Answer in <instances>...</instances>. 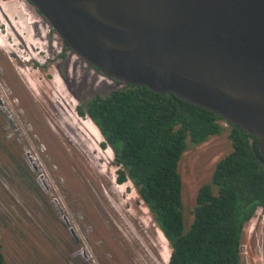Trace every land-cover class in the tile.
<instances>
[{"label":"rangeland","instance_id":"1","mask_svg":"<svg viewBox=\"0 0 264 264\" xmlns=\"http://www.w3.org/2000/svg\"><path fill=\"white\" fill-rule=\"evenodd\" d=\"M50 30L49 23L28 0H0L3 43L0 49L11 56V65H16L20 81L23 79L34 88L39 104L49 106L51 101L56 108L57 120L53 122L56 130L51 128L53 137L44 140L52 145L53 160L62 174L69 176L71 184L82 189L93 186L102 192L101 197L97 196L101 198L99 214L108 235L92 233L94 241L89 245L77 228L90 259L75 255L78 250L82 251V246L71 239L54 207V200L64 207L55 186L58 183L51 179L53 197L50 198L39 183V174L22 157L13 158L7 149L0 147V245L6 264H168L169 242L134 184L129 180L118 182L119 167L112 149L102 146L104 138L90 117L78 114L79 100L72 93L87 100L97 94L105 96L119 87L95 84L94 72L76 55L70 58L75 78L68 82L59 70L62 67L60 47L53 46V41L60 39ZM49 59L53 65L48 64L44 69L43 63ZM228 133L226 130L223 135L189 148L184 154L180 172L185 204H193L198 189L211 180L216 163L232 152ZM40 161L50 169L43 158ZM92 203L97 205L96 200ZM75 209L78 208L75 206ZM260 213L257 212L243 236L244 264H264V213ZM98 241H105V245L98 246Z\"/></svg>","mask_w":264,"mask_h":264},{"label":"water","instance_id":"2","mask_svg":"<svg viewBox=\"0 0 264 264\" xmlns=\"http://www.w3.org/2000/svg\"><path fill=\"white\" fill-rule=\"evenodd\" d=\"M28 1L92 68L220 116L254 136L264 157V0Z\"/></svg>","mask_w":264,"mask_h":264},{"label":"trees","instance_id":"3","mask_svg":"<svg viewBox=\"0 0 264 264\" xmlns=\"http://www.w3.org/2000/svg\"><path fill=\"white\" fill-rule=\"evenodd\" d=\"M84 105L87 110L80 107L78 114L90 117L104 138L102 146L112 149L118 182L134 184L169 242V264H244L243 236L258 210L264 211V157L254 136L147 87L125 85ZM226 130L232 152L216 163L193 204H185L184 154ZM0 264H6L1 245Z\"/></svg>","mask_w":264,"mask_h":264},{"label":"flooded vegetation","instance_id":"4","mask_svg":"<svg viewBox=\"0 0 264 264\" xmlns=\"http://www.w3.org/2000/svg\"><path fill=\"white\" fill-rule=\"evenodd\" d=\"M53 46L56 49L60 47L59 57L62 67H60L59 70L62 76L68 79V82H71V80L75 78L73 73L75 67H71L70 58L71 55L73 56L75 54H73L70 49L65 48V42L61 39L59 42L53 41ZM18 59L21 64V57L19 56ZM50 63L51 59L43 63V68H47ZM33 64L39 68L36 62H33ZM18 69L21 70L23 68L18 67ZM88 69L94 72L92 75L94 82H96L95 84H113L119 87L116 89L123 88L126 85L103 75L97 69L90 68L89 66ZM19 76L20 74L17 71L16 65H11V56L0 49V147L7 149L6 151H8L13 158L22 157L30 166L29 168L39 174L38 178L45 173L47 182L44 180H42V182L46 188H43L42 184L39 183L50 198L53 197V183L51 179L58 183V186H55L63 199L60 200V202L64 206H61L64 210V214L70 219L73 226L81 231L86 243L92 245V241H94L92 233L99 232L105 237L108 235L102 223V216L99 214V210L102 209L100 204L102 192L99 193L100 190L93 186H91L92 188H86L87 190L79 188L75 184L70 183L68 175L62 174L60 166L53 160L52 145L44 140L53 137V134H50L51 128L56 130L53 124V122L56 123L57 120L56 108L51 101L49 102V106L41 102L39 104V97L34 88L29 86V82L27 85L23 79V81H20ZM72 93L78 97V109L83 107L84 110H87L84 104L88 102L87 100L91 99L85 100L83 96H78L74 91H72ZM11 145L14 146L13 149ZM26 157L30 158V163L27 161ZM41 158L44 159V162L49 164V170L40 161ZM94 184L99 186L95 182ZM94 194L96 198H94ZM97 196L100 197L98 198ZM53 199L54 198H52V201ZM95 200L97 201L96 206L92 203V201ZM54 205L59 216L58 208L60 205L56 200H54ZM75 206L78 209H75ZM105 225L109 227L107 223ZM97 243L98 246L105 245V241H98ZM84 244L83 239H81V243L79 244L82 246L81 249L84 248ZM79 251L80 250H78L75 255L81 254L80 256L84 257V252L79 253ZM111 259L112 255L109 254L108 260L111 261ZM129 259V256L128 258L126 257L127 261H129Z\"/></svg>","mask_w":264,"mask_h":264},{"label":"built area","instance_id":"5","mask_svg":"<svg viewBox=\"0 0 264 264\" xmlns=\"http://www.w3.org/2000/svg\"><path fill=\"white\" fill-rule=\"evenodd\" d=\"M50 32L54 35V37H58V35L52 30H50ZM59 38V37H58ZM259 212H261L260 214L264 213L263 209H259ZM254 230V227H252L251 232Z\"/></svg>","mask_w":264,"mask_h":264},{"label":"clouds","instance_id":"6","mask_svg":"<svg viewBox=\"0 0 264 264\" xmlns=\"http://www.w3.org/2000/svg\"><path fill=\"white\" fill-rule=\"evenodd\" d=\"M221 124L225 127V128H229V124L226 121H222Z\"/></svg>","mask_w":264,"mask_h":264},{"label":"bare ground","instance_id":"7","mask_svg":"<svg viewBox=\"0 0 264 264\" xmlns=\"http://www.w3.org/2000/svg\"><path fill=\"white\" fill-rule=\"evenodd\" d=\"M0 43L3 44L2 41H1V39H0ZM34 59H35V57L32 58V60H34ZM32 60H31V61H32ZM26 63H30V62H26ZM169 259H170V258H169ZM166 262H168V261H166ZM168 264H169V262H168Z\"/></svg>","mask_w":264,"mask_h":264}]
</instances>
